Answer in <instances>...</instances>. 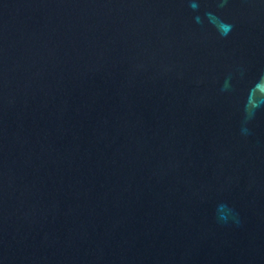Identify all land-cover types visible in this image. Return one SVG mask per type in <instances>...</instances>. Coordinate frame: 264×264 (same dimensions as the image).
<instances>
[{"label":"water","instance_id":"1","mask_svg":"<svg viewBox=\"0 0 264 264\" xmlns=\"http://www.w3.org/2000/svg\"><path fill=\"white\" fill-rule=\"evenodd\" d=\"M0 264H264V0H0Z\"/></svg>","mask_w":264,"mask_h":264}]
</instances>
